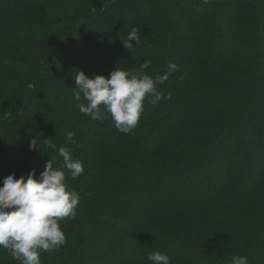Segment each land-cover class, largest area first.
Returning a JSON list of instances; mask_svg holds the SVG:
<instances>
[{
	"label": "trees",
	"instance_id": "1",
	"mask_svg": "<svg viewBox=\"0 0 264 264\" xmlns=\"http://www.w3.org/2000/svg\"><path fill=\"white\" fill-rule=\"evenodd\" d=\"M146 59L153 77L169 61L179 70L158 85L171 99H146L133 132L76 107L75 69L110 78V60L138 71ZM48 138L85 171L65 169L80 203L41 264H151L157 251L170 264H264V0H0V187L13 173L39 178ZM0 264L21 262L0 248Z\"/></svg>",
	"mask_w": 264,
	"mask_h": 264
},
{
	"label": "clouds",
	"instance_id": "2",
	"mask_svg": "<svg viewBox=\"0 0 264 264\" xmlns=\"http://www.w3.org/2000/svg\"><path fill=\"white\" fill-rule=\"evenodd\" d=\"M126 49L132 50L140 42V34L132 27L126 39H122ZM150 60L140 63L138 71H112L110 78L97 75L90 78L82 70L75 71V90L73 98L76 107L92 120L104 122L109 116L114 127L122 134H129L137 127L144 111L147 99L156 104L166 97L158 90V85L167 82L179 66L171 61L162 74L155 77L147 74ZM75 133L66 132V141L75 145ZM46 141L51 159L45 170L36 177L35 169L26 175L15 173L4 178L0 187V248L7 249L21 264H41L40 254L52 252L64 244L66 237L59 221L64 218H75L80 196L66 184L68 170L72 179L81 176L83 162L72 157L67 146L57 148L50 138ZM38 147L37 138L29 144L30 150ZM41 150V142H40ZM42 151V150H41ZM62 158L59 167L53 161ZM151 264H170L167 254L154 252L148 255ZM231 264H249L246 256H234Z\"/></svg>",
	"mask_w": 264,
	"mask_h": 264
},
{
	"label": "rangeland",
	"instance_id": "3",
	"mask_svg": "<svg viewBox=\"0 0 264 264\" xmlns=\"http://www.w3.org/2000/svg\"><path fill=\"white\" fill-rule=\"evenodd\" d=\"M128 3H130L132 6H136V4H137V1L138 0H126ZM153 1V0H152ZM147 8H149V7H147V6H144V9H147ZM128 11L127 10H125V11H123V12H121V13H115L114 15H113V17H115V19L116 20H119V17H118V15H120V14H123V15H125V18L127 19H130L131 18V16L127 13ZM124 18V19H125ZM104 23L105 22H103V26H104ZM106 24V23H105ZM105 29H108V28H105ZM94 33H96V30H93V29H90L89 30V32L87 33H85V36H84V38H88L89 36H91V35H93ZM101 33V32H100ZM100 33H98V35H97V37L98 38H96L95 40H93L92 41V43L91 44H93L94 46H97V47H100V48H102L103 49V45L104 46H108V43H104V40H103V38L101 37V34ZM113 37H108V41H111V42H113ZM74 45H76V44H74ZM73 50V49H72ZM177 52H179V53H181V52H183V50L182 49H177ZM87 61V59H85V58H82L81 59V64H85V62ZM109 65H110V67H109V71L110 72H112V71H114V70H116L117 68H118V61H116V60H110L109 61ZM75 71H76V69H75ZM168 91V92H167ZM162 93H163V95L166 97L167 96V93H169V90H167V88H164L162 91H161ZM159 103V102H158ZM96 128V127H95ZM99 131H97V133H98ZM99 135H100V133H98ZM6 138H8V136L6 137ZM181 176L183 177V181H190V177H188V178H184V176H183V174H181ZM158 194L159 195H161V193L160 192H158ZM104 236V235H103ZM104 237H106V235L104 236ZM103 237V241L102 242H110L112 245L115 243V238L112 236V237H107V238H104ZM109 238V239H108ZM128 243H130L129 241H128ZM80 257V259H83V260H85L86 259V256H85V254L84 255H80L79 256ZM89 262V261H88Z\"/></svg>",
	"mask_w": 264,
	"mask_h": 264
}]
</instances>
